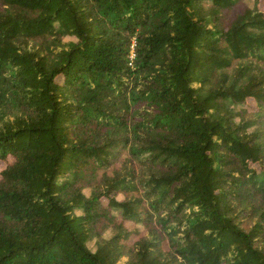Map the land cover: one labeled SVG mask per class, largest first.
Wrapping results in <instances>:
<instances>
[{
    "label": "trees",
    "instance_id": "trees-1",
    "mask_svg": "<svg viewBox=\"0 0 264 264\" xmlns=\"http://www.w3.org/2000/svg\"><path fill=\"white\" fill-rule=\"evenodd\" d=\"M0 164V264H264V0H0Z\"/></svg>",
    "mask_w": 264,
    "mask_h": 264
},
{
    "label": "rangeland",
    "instance_id": "rangeland-1",
    "mask_svg": "<svg viewBox=\"0 0 264 264\" xmlns=\"http://www.w3.org/2000/svg\"><path fill=\"white\" fill-rule=\"evenodd\" d=\"M246 2L248 3V5L249 6H253V0H246ZM67 40L69 39V38H66ZM229 106L231 107V108H233L234 110H239V109H241L242 107L240 106V105H238V104H229ZM1 165V164H0ZM2 167V165L0 166V168ZM110 235V233H107L106 234V236H109ZM95 242H94V240H92V241H90V242H88V247L91 249V250H94V248H95V244H94Z\"/></svg>",
    "mask_w": 264,
    "mask_h": 264
},
{
    "label": "built area",
    "instance_id": "built-area-1",
    "mask_svg": "<svg viewBox=\"0 0 264 264\" xmlns=\"http://www.w3.org/2000/svg\"><path fill=\"white\" fill-rule=\"evenodd\" d=\"M129 58H130V60H132V59L134 58V53H133V51L130 52V56H129ZM129 64H131V63H129Z\"/></svg>",
    "mask_w": 264,
    "mask_h": 264
}]
</instances>
